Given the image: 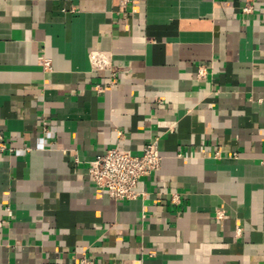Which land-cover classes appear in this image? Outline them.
Segmentation results:
<instances>
[{"label": "crops", "instance_id": "crops-1", "mask_svg": "<svg viewBox=\"0 0 264 264\" xmlns=\"http://www.w3.org/2000/svg\"><path fill=\"white\" fill-rule=\"evenodd\" d=\"M0 136V264H264V0H0Z\"/></svg>", "mask_w": 264, "mask_h": 264}, {"label": "built area", "instance_id": "built-area-1", "mask_svg": "<svg viewBox=\"0 0 264 264\" xmlns=\"http://www.w3.org/2000/svg\"><path fill=\"white\" fill-rule=\"evenodd\" d=\"M129 0H123L126 4ZM245 11L250 8L246 7ZM92 67L98 70H111L113 65V54L109 50H96L90 53ZM45 70L52 69V61L49 58L42 60ZM203 68L199 71V76H204ZM97 91L102 93L106 88L97 85ZM5 147L0 136V149ZM163 156L159 152L156 142L147 143L143 153L136 155L119 150L116 147L107 149L101 156L89 163V173L96 186L106 191L115 201L125 199H136L143 193L137 190L140 178L157 171L162 164ZM177 199V197H174ZM80 264H92L85 257Z\"/></svg>", "mask_w": 264, "mask_h": 264}]
</instances>
